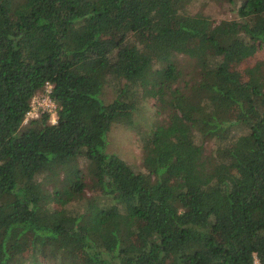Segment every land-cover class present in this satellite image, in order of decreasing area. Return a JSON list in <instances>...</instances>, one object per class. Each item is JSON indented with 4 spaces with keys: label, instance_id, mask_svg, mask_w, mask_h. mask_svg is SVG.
I'll return each instance as SVG.
<instances>
[{
    "label": "trees",
    "instance_id": "obj_1",
    "mask_svg": "<svg viewBox=\"0 0 264 264\" xmlns=\"http://www.w3.org/2000/svg\"><path fill=\"white\" fill-rule=\"evenodd\" d=\"M225 1L214 24L194 0H0V264H264V63L237 68L264 50V0ZM46 85L55 123L24 124ZM145 98L167 118L136 172L104 148Z\"/></svg>",
    "mask_w": 264,
    "mask_h": 264
},
{
    "label": "rangeland",
    "instance_id": "obj_2",
    "mask_svg": "<svg viewBox=\"0 0 264 264\" xmlns=\"http://www.w3.org/2000/svg\"><path fill=\"white\" fill-rule=\"evenodd\" d=\"M189 10L194 13H201L207 16L214 24H218L221 21L233 20L236 18L235 5L230 4L225 0H194L189 6ZM175 61L180 66L184 73V82H194L199 80V71L195 66V63L185 56L178 55ZM264 63V50H260L255 57L249 60H245L237 65L238 70L243 74L251 68L255 63ZM165 65V62H157L154 68H159ZM264 71V68H263ZM118 86V82L112 78H108L103 88L102 99L109 103L116 97L115 88ZM166 115L160 113L155 100L150 98L140 99L136 105V109L133 113V125L126 126L124 124H116L112 127L108 133L106 139V146L104 148L105 154H115L123 161H125L136 172H144L142 165L143 151H142V139L145 138L151 131L157 126L164 123ZM196 143L202 145L206 151V154L214 148L212 142L202 141L201 138H196ZM76 163L80 170L84 174V180L87 184L85 195L87 197L97 195L99 193L98 187L95 182L87 174V161L82 158H77ZM40 180L44 181V187L48 191H52L54 183L44 179V175L40 176ZM51 206L55 210H61L62 204L52 199ZM67 207V206H66ZM68 208V207H67ZM78 209V205L73 204L69 209ZM41 264H57L55 261H44Z\"/></svg>",
    "mask_w": 264,
    "mask_h": 264
},
{
    "label": "built area",
    "instance_id": "obj_3",
    "mask_svg": "<svg viewBox=\"0 0 264 264\" xmlns=\"http://www.w3.org/2000/svg\"><path fill=\"white\" fill-rule=\"evenodd\" d=\"M57 105L51 98V86L46 85L44 90L33 96L30 101L29 109L24 118V124L30 120L39 118L42 114L51 116V122L55 123Z\"/></svg>",
    "mask_w": 264,
    "mask_h": 264
}]
</instances>
